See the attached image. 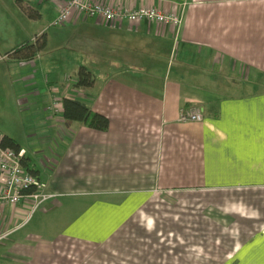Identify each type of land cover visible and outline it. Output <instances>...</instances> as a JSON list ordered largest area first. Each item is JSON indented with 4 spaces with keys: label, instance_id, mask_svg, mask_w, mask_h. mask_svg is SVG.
I'll return each instance as SVG.
<instances>
[{
    "label": "crops",
    "instance_id": "crops-1",
    "mask_svg": "<svg viewBox=\"0 0 264 264\" xmlns=\"http://www.w3.org/2000/svg\"><path fill=\"white\" fill-rule=\"evenodd\" d=\"M93 1L182 12L183 21L179 28L106 23L73 13L54 27L66 0H0L3 20L12 24L9 49L46 37L31 61L0 54V84L21 105L29 89L45 83L34 92L52 98L45 127L36 129L44 158L24 167L53 194L34 212L28 198L0 208V236L8 232L0 238V264H58L61 257L59 264H97L85 248L117 234L171 237L176 218L154 215L151 222L145 212L155 202L158 215L165 200L188 209L190 230L204 238L252 231L225 264H258L247 262V252L264 258V0ZM34 9L37 18L29 16ZM81 66L93 74L90 88L75 86ZM40 71L50 74L43 79ZM63 72L74 77L57 74ZM64 97L106 115L109 127L64 119ZM189 105L202 109L203 121H178ZM67 241L73 256L63 255Z\"/></svg>",
    "mask_w": 264,
    "mask_h": 264
},
{
    "label": "rangeland",
    "instance_id": "rangeland-1",
    "mask_svg": "<svg viewBox=\"0 0 264 264\" xmlns=\"http://www.w3.org/2000/svg\"><path fill=\"white\" fill-rule=\"evenodd\" d=\"M2 11L4 12V9L0 8V54L10 50L7 47L9 40L5 39V33L12 27L11 23L3 20ZM45 74L50 73L48 71H40L38 73L39 77H43V79ZM57 74L61 77L71 74L70 76L74 77L73 73L68 72ZM43 86H45V83H43ZM43 86L38 88L40 89ZM23 87H25V83L21 84L19 89ZM38 88L29 89L25 93L26 101L20 105L16 100V94L11 89H7L2 83L0 84V135L7 134L13 137L23 148L29 164L31 160V166H35L44 158L45 153L40 148L42 146L40 144L42 138L37 134L36 129L44 128L43 116L52 113L51 110H47L49 105L52 106V98L48 99L44 94H34ZM15 90H18V88ZM182 202V207H189V198L187 196L184 197ZM160 203L158 215L153 213L155 202H151L146 207L145 212H148L147 214L150 218L155 215L153 218L161 222L165 218L169 219L170 217L174 220L177 219L175 225H173L176 229H174L175 232H173L172 238L170 236L163 237L164 234H160L161 237H159L156 233L150 238L136 236L135 232L128 233L127 237L124 235L118 236L117 234L107 243L101 245L100 248L87 246L85 248L87 255H95L94 261L100 260L97 264H225L227 261L232 260L229 257L238 245L252 234V231L221 232L219 230L206 233L207 237L204 238L203 232L190 230L188 209L186 211H177L176 207L179 208V206L173 204V200H165ZM183 213H186V215H183ZM176 214L179 216H175ZM180 219L181 221H179ZM133 222H130L132 223L131 226L135 227L140 223L139 220ZM151 222H153L152 218ZM170 224L172 225V222ZM223 225L227 229L235 227L234 225L230 226V224ZM217 226L221 228V225ZM165 227H168V225L165 224ZM166 232L168 234H165V236L172 235L171 228ZM158 237L160 238L159 240ZM64 245L67 246V250L63 255H75V252L68 249L70 248V242L67 241ZM247 254H251L247 256V262L251 260L258 264H264V258H255L253 250L248 251ZM62 262H64V259L61 257L59 263Z\"/></svg>",
    "mask_w": 264,
    "mask_h": 264
},
{
    "label": "built area",
    "instance_id": "built-area-1",
    "mask_svg": "<svg viewBox=\"0 0 264 264\" xmlns=\"http://www.w3.org/2000/svg\"><path fill=\"white\" fill-rule=\"evenodd\" d=\"M73 13H79L85 18L102 19L106 23L147 21L179 28L183 21L182 12L164 11L157 7H113L93 0H66L51 26L66 24ZM203 118V111L199 106L189 105L180 110L178 121L201 122ZM22 156V152L17 153L9 147H3L0 135V208L14 206L28 198L31 200V212H34L41 204L52 198L53 194L47 192L37 177L24 167ZM7 234L8 232L2 234L0 238Z\"/></svg>",
    "mask_w": 264,
    "mask_h": 264
},
{
    "label": "trees",
    "instance_id": "trees-1",
    "mask_svg": "<svg viewBox=\"0 0 264 264\" xmlns=\"http://www.w3.org/2000/svg\"><path fill=\"white\" fill-rule=\"evenodd\" d=\"M29 16L37 18L39 13L37 10L29 11ZM46 45V37L44 33L35 36L34 39L23 41L12 49L7 51L6 56L13 62H27L33 60L38 53L43 50ZM93 84V74L84 66H81L77 72V82L75 86L80 89L90 88ZM62 116L69 121L80 122L90 128L104 131L109 127V118L99 112L91 109L84 101L74 98L64 97L62 101ZM2 146L9 147L17 153H21L20 144L9 135L1 136ZM22 164L28 166L27 160L22 156ZM34 169L31 173L34 174Z\"/></svg>",
    "mask_w": 264,
    "mask_h": 264
}]
</instances>
